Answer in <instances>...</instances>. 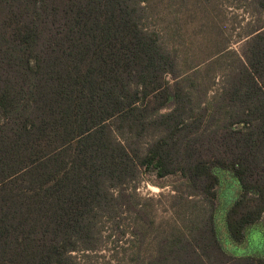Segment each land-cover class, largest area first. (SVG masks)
Returning <instances> with one entry per match:
<instances>
[{
  "label": "trees",
  "instance_id": "obj_1",
  "mask_svg": "<svg viewBox=\"0 0 264 264\" xmlns=\"http://www.w3.org/2000/svg\"><path fill=\"white\" fill-rule=\"evenodd\" d=\"M146 1L0 0V264H81L100 219L134 208L123 186L143 173L179 175L210 208L149 264H264L229 255L213 215L215 169L240 190L228 238L264 215V24L196 110Z\"/></svg>",
  "mask_w": 264,
  "mask_h": 264
},
{
  "label": "rangeland",
  "instance_id": "obj_2",
  "mask_svg": "<svg viewBox=\"0 0 264 264\" xmlns=\"http://www.w3.org/2000/svg\"><path fill=\"white\" fill-rule=\"evenodd\" d=\"M144 4L148 28L159 29L163 43L177 50L179 74L196 110L217 99L248 34L255 25L264 24V14L255 11L252 0H147ZM215 171L220 182L213 215L223 249L229 255L264 260V215L247 228L242 242L228 238L223 211L240 190L228 172ZM123 188L134 208L114 209L100 219L97 247L75 253L81 264H149L159 255H169L170 240L189 236L210 209L201 196L189 192L179 175L158 178L143 173ZM163 264L174 262L167 258Z\"/></svg>",
  "mask_w": 264,
  "mask_h": 264
}]
</instances>
